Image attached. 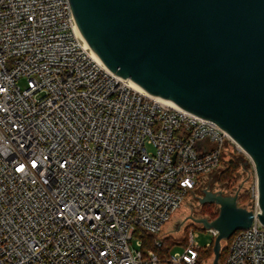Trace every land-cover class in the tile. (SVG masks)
I'll return each mask as SVG.
<instances>
[{"label": "built area", "instance_id": "obj_1", "mask_svg": "<svg viewBox=\"0 0 264 264\" xmlns=\"http://www.w3.org/2000/svg\"><path fill=\"white\" fill-rule=\"evenodd\" d=\"M229 154L251 164L243 207L258 214L254 162L227 131L109 70L69 0H0V264H213L201 253L214 229L205 247L191 229L164 258L138 233L160 247L163 226ZM229 240L219 264H264L257 217Z\"/></svg>", "mask_w": 264, "mask_h": 264}, {"label": "water", "instance_id": "obj_2", "mask_svg": "<svg viewBox=\"0 0 264 264\" xmlns=\"http://www.w3.org/2000/svg\"><path fill=\"white\" fill-rule=\"evenodd\" d=\"M78 29L99 59L147 94L217 123L254 162L260 212L238 193L205 192L216 219H197L222 242L264 226V0H69Z\"/></svg>", "mask_w": 264, "mask_h": 264}, {"label": "rangeland", "instance_id": "obj_3", "mask_svg": "<svg viewBox=\"0 0 264 264\" xmlns=\"http://www.w3.org/2000/svg\"><path fill=\"white\" fill-rule=\"evenodd\" d=\"M18 84L24 88L26 81L22 79ZM232 156L238 159L241 163V167L238 170L236 177L232 179L230 183H221L218 181V177L223 171L221 170L212 176L203 178L195 191L185 199L178 211H176L171 219L163 226L159 235L161 239L169 237L182 243L181 245H175L172 247L169 252L170 255L182 252L183 246L186 245V242H183V239L186 238L187 240L188 233L191 229L194 230V238L201 247H205L213 241V237L209 231L203 229V225L196 221L197 219L205 218L200 213L203 206L200 199L205 197L206 191L213 193L221 192L223 195H235L237 191H240L242 196L248 194V192L250 193L254 180V172L251 164L248 161V158L243 155L231 154L230 156H227L225 160L233 159ZM213 205L215 210L219 212V206L216 204ZM240 206H245V202L240 204ZM136 245L137 239H134L131 246Z\"/></svg>", "mask_w": 264, "mask_h": 264}, {"label": "trees", "instance_id": "obj_4", "mask_svg": "<svg viewBox=\"0 0 264 264\" xmlns=\"http://www.w3.org/2000/svg\"><path fill=\"white\" fill-rule=\"evenodd\" d=\"M232 157L233 159L223 160V164L225 165L224 166L225 168L223 169L220 176L218 177V181L221 183H225V184L230 183V181L236 177L237 172L241 167L240 161H238V159H236L234 156ZM247 198H248L247 194H244L243 196H241V198L239 199V204L246 202ZM200 213L205 218H208L209 220H214L217 218L219 212L215 210L213 204H204L201 208ZM138 236L142 238V249L143 250H146V249L154 250L159 258H164L168 256L172 247H174L175 245L182 244L180 242H177V240L167 237V238L162 239L161 246L157 247L154 244V241H155L154 236H151V235H148L142 232H139ZM183 242H186V245H187L186 238L183 239ZM230 242L231 240L223 242L221 256H220L221 262L224 261L225 258L227 257ZM213 247H214V243H212L211 247L207 251H204L201 253L204 258L209 259L213 256L214 254Z\"/></svg>", "mask_w": 264, "mask_h": 264}, {"label": "bare ground", "instance_id": "obj_5", "mask_svg": "<svg viewBox=\"0 0 264 264\" xmlns=\"http://www.w3.org/2000/svg\"><path fill=\"white\" fill-rule=\"evenodd\" d=\"M134 86H135L136 89H138V90H140V91H142V92H145V91H143L139 86H137L136 84H134Z\"/></svg>", "mask_w": 264, "mask_h": 264}]
</instances>
